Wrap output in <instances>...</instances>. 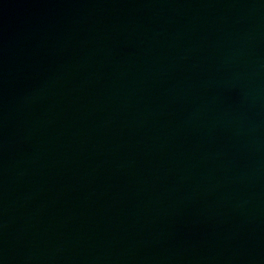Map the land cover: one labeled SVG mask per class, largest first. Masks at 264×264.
<instances>
[{"label": "water", "instance_id": "95a60500", "mask_svg": "<svg viewBox=\"0 0 264 264\" xmlns=\"http://www.w3.org/2000/svg\"><path fill=\"white\" fill-rule=\"evenodd\" d=\"M0 264H264V43L0 165Z\"/></svg>", "mask_w": 264, "mask_h": 264}]
</instances>
